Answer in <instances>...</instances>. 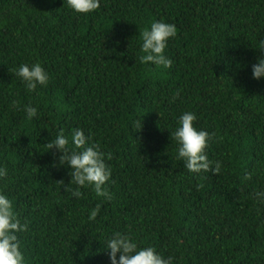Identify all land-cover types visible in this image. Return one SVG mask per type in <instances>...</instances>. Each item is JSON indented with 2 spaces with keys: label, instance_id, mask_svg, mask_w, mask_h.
<instances>
[{
  "label": "trees",
  "instance_id": "obj_1",
  "mask_svg": "<svg viewBox=\"0 0 264 264\" xmlns=\"http://www.w3.org/2000/svg\"><path fill=\"white\" fill-rule=\"evenodd\" d=\"M159 20L177 28L168 69L139 60ZM261 40L264 0H100L88 15L64 0H0V191L29 225L18 234L26 264H109L117 231L174 264H264V78L251 72ZM35 62L50 80L29 93L13 69ZM186 111L213 135L219 173L176 159L171 132ZM77 127L111 154V201L59 182L70 170L44 144Z\"/></svg>",
  "mask_w": 264,
  "mask_h": 264
},
{
  "label": "clouds",
  "instance_id": "obj_2",
  "mask_svg": "<svg viewBox=\"0 0 264 264\" xmlns=\"http://www.w3.org/2000/svg\"><path fill=\"white\" fill-rule=\"evenodd\" d=\"M68 9L77 14L88 15L100 7V0H64ZM177 28L174 24L164 20L154 21L150 28L142 32V55L139 60L143 64H155L165 69L171 68L172 60L165 55L169 40L175 38ZM257 50L261 53L257 63L252 64L253 79L264 78V40L259 42ZM13 74L22 82L27 92H35L39 87H46L50 76L40 62L22 63L13 69ZM13 106L22 108L26 119L32 120L38 116V109L31 103L21 106L13 101ZM196 113L186 111L182 113L177 126L171 132L176 142V159L182 161L190 173L212 171L219 173L220 161L208 159L206 149L213 135L194 126ZM142 127V125H141ZM140 127V128H141ZM52 152L54 159L58 156V166L67 167L70 182L65 185L59 181L65 192H70L77 199L83 197L82 189L91 188L97 197L111 201L112 195L105 187L111 178L112 170L106 163L111 159L110 153L101 151L99 144L91 143L90 136H86L83 129L74 128L69 134L61 129L55 137L44 144ZM214 165V166H213ZM57 166V165H54ZM8 176V170L0 165V181ZM258 201L264 202V190L255 193ZM100 212V205L93 208L89 221H95ZM29 230L27 223H21L14 211L13 199L0 191V264H26L22 251L21 240L18 236ZM105 250H108L109 264H174V257H164L153 246L141 247L135 238L127 233L113 232L105 240Z\"/></svg>",
  "mask_w": 264,
  "mask_h": 264
}]
</instances>
